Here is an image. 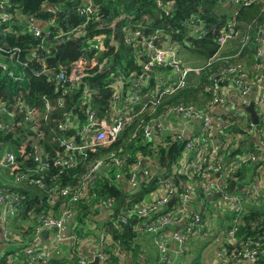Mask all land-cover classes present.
Instances as JSON below:
<instances>
[{
	"label": "built area",
	"instance_id": "built-area-1",
	"mask_svg": "<svg viewBox=\"0 0 264 264\" xmlns=\"http://www.w3.org/2000/svg\"><path fill=\"white\" fill-rule=\"evenodd\" d=\"M253 1L255 0H222L226 4L235 5H249ZM155 2L166 9L173 3L172 0H155ZM44 6L48 12L52 13V16L38 18L25 13L18 15L16 7L11 2L0 0V25L6 24L3 27L4 33L15 34L16 31L10 21L19 18L20 23L28 30L27 33L41 38L36 46L28 45L24 49L9 47L6 41L0 45V56L4 60L0 62V69L13 80H20L24 76V72L19 71V67L27 66L25 59L37 60L40 66L38 74H43L46 81L54 83L60 88L62 94L72 89H81L82 101L92 103L90 93L93 91L82 81V78L97 71L102 72L108 65L121 44L116 39V34L132 48L135 57L133 68H119L115 72L108 73L111 81L107 88L111 91V95L107 103L108 108L104 113L107 118H101L94 104L89 105L81 117L76 113L63 112L66 119L57 122L58 134L50 141L49 146L44 141V131L39 119L41 116L46 119L52 112L54 115L56 108L63 107L65 102L63 97L57 98L56 105H53L49 98L43 97L44 104L41 110L20 99L8 103L0 101V113L4 114L0 118L1 130L9 133L14 131L20 123L27 125L26 128H22L24 129L22 134H16L14 137L17 145L16 152L0 148V165L14 175L16 183L25 181L29 184H38L44 192L48 193V202L55 203L62 199L58 215L47 212L37 214L38 228L56 230L54 248L59 241L63 240L70 245L78 242L79 237L76 233L65 237L62 229L75 217L77 212L75 203L90 196V191L100 172L113 170L117 173V178L123 181L122 188H125L129 195L136 193L142 185H154V187L148 192L151 196L150 201H135L131 207L111 215L112 226L122 230L131 218H136L138 223L135 228L158 235L159 248L163 259L167 262H169L166 255L169 251L168 243H178V251H183L188 239V231L201 225V216L190 207L191 187L184 185L183 191L177 193L176 184L171 181L170 175L176 165L169 168L167 164L165 166L158 161L160 156L167 157L168 149L173 141L182 144L186 159L182 165V171L191 172L193 167L206 170L202 184L204 190L219 191L220 198L230 202V207L236 213L239 214L242 211L243 196L256 201L264 199V185L262 186L255 179L256 176L255 178L253 176L250 182H243L240 194L227 192L230 178L235 181L238 178L236 173L241 167L259 162L260 157L255 150L242 152L236 155L234 160L226 163L222 155L212 154L207 149L209 144L214 149L215 143L219 141V135L228 128L238 127L241 118L247 122L240 134L241 139L254 134L261 137L262 140L259 144L257 143V146L264 153V87H261L264 83V24L252 39L250 35H239L235 14L224 23L219 22L211 26L194 18H188L182 22L189 35L203 36L207 32H212L217 37L218 47H224L236 36H239V49H242L249 40H252L255 45L254 68L258 75L251 76L244 67L235 64L222 67L220 71H216L209 77L206 89L211 91L212 98L204 109L199 110L183 102H165L168 96L175 97L179 91L191 87V71L198 73L199 70L185 63L181 43L171 40L168 31L145 24L135 28L122 25L118 29L116 24L122 19V16H118L108 25L111 33L88 34L85 26L93 16L95 6L92 0H84L74 10L86 17L85 23L72 29L52 32L50 29L55 28L57 16L62 8L58 4ZM102 27L99 25L96 29ZM78 37L85 40L84 49L93 52L90 58L80 56L72 60L69 67L61 63L55 66L49 65L47 59L53 55V46L57 47L61 40ZM50 39L52 41L48 42ZM109 45L114 47L112 52H109ZM23 53L24 59L21 56ZM253 84L260 85L262 88L260 95L251 96ZM222 87H229L227 97H234L236 100L227 114L214 115L216 108L222 107L226 101L221 95ZM249 105L253 106L257 123L249 118L247 111ZM160 107L161 110L156 117ZM232 109L235 110L232 112ZM18 116L21 119L15 122ZM171 116L184 121H191V118L198 119L201 122L202 141L198 142L195 138H191L186 134L184 127L177 126L172 121L165 123V120ZM29 125H31L30 128ZM125 130L129 136L120 142V137ZM165 130L172 133V139L163 135ZM131 142L137 148L135 152L128 147ZM225 144L228 148L231 146L229 141ZM108 147L110 149L103 157L96 158L89 155V152ZM166 168L170 169L166 172L168 176L162 177ZM72 170H78L76 184L74 187L70 186V183L62 185L56 176L69 175ZM176 197H179V201L175 200V204L168 208L170 200ZM22 198L23 196L17 199ZM10 200L0 194V203L5 201L10 203ZM112 204L113 198H107L98 199L94 206L109 207ZM10 207L9 212L15 214L16 207L11 204ZM183 221L187 231L170 229L174 224ZM257 224L258 221H255L253 226ZM237 232L238 225L234 222L223 231L221 238L216 239L220 244L216 249L217 261L214 264H264V247L260 242L250 238H238ZM98 240L99 251L96 257L106 261L107 254L103 249L110 242L106 235V226L100 230ZM117 250L116 243L113 251ZM24 252L26 260L37 259L32 247L27 246ZM78 254V264H88L83 252L79 251ZM116 264H123V260L119 259Z\"/></svg>",
	"mask_w": 264,
	"mask_h": 264
},
{
	"label": "crops",
	"instance_id": "crops-1",
	"mask_svg": "<svg viewBox=\"0 0 264 264\" xmlns=\"http://www.w3.org/2000/svg\"><path fill=\"white\" fill-rule=\"evenodd\" d=\"M7 1L11 2L10 0ZM13 5L16 7V12L18 15L24 14L20 11L17 3L16 5ZM238 9L239 7L237 5L233 6L231 3L226 4L225 2H218V6L215 8V11L220 15L224 10H226L228 18L227 20L232 18V16L235 14L237 29L243 31V29L247 26L246 22L252 19V16L255 13H251L250 17L246 20H239L237 18ZM10 22L13 24V29H15L16 33L28 32V30L20 23L19 18L12 19ZM253 26L254 25L252 24L250 31L255 30ZM168 33L170 34L171 40H176L177 42L181 43V50L183 49L182 57H189V60L191 61V67L198 68L199 70L198 73L191 71V87L179 91L175 97L168 96L165 102H183L186 104H191V106L196 109H204L206 104L212 98L211 91L206 89L209 79L207 81L204 79V73H206L204 70L210 66H215L216 72L220 71L224 66L235 64L244 67L249 75L257 76L255 75L257 74V71L254 68L255 60L253 53H251V57L249 58H247V55L242 56L241 60L238 61L239 63L231 62L229 64H225V61L231 59L234 53L236 54L239 41L238 36L228 41L224 47H218L217 45V48L213 54L215 56L212 57V55L208 58L205 54L199 53L201 47L197 48V46H193V44H191V40L190 42L188 40H179L175 37V35L173 36L171 32L168 31ZM187 33L189 34L188 30ZM254 34L255 33L253 32L252 35ZM250 44L252 45V42ZM1 59L2 57L0 56V62H3L4 60ZM205 76H207V74ZM261 87H264V83H262ZM261 87L260 85L258 86L253 84L251 96L254 97L260 95L262 92ZM194 88H198V90ZM191 94L194 96H191ZM221 95H223L226 99L225 104L222 107H219V109L216 108L213 113L214 115L222 116L227 114V112L232 107L233 102L236 100L234 97H230L232 100L227 97L229 95V87H222ZM160 110L161 107L157 110L156 117H158ZM234 110L235 109H232L231 111L233 112ZM105 112L106 110L101 113V118H107V116L104 115ZM248 113L250 120L254 123H257V120L254 121L249 111ZM236 118L239 117L236 116ZM169 121L174 122V124L177 126L184 127L186 134L191 136V138H195V140L198 142L202 141L201 122L198 119L191 118V121H184L180 118L171 116L165 120V123H168ZM239 121L240 125L238 127L234 126L228 128L223 134L219 135V141L215 143L214 149L216 150L212 149L213 147L210 144L207 145V149L210 153L222 155V158L226 163L234 160L235 156L242 152L253 150H255L260 157L258 163H249L238 170L237 173L239 174L236 175L238 178L234 181V186L232 188H230V184L233 179L230 178L227 187V192L229 194H240L243 187V182H250L253 180V176L254 178L256 176L255 179L262 186L264 185V153L258 149L257 146V143L259 144L262 138L257 137V135L254 134L241 139L240 134L242 133L243 128L246 127L247 122L241 118ZM163 135L167 136L169 139H172V133L168 130H165ZM228 141L231 145L229 148L225 144V142ZM172 143L178 144V142L174 141ZM0 148L16 152L17 145L14 141H8L0 144ZM109 149L99 157H95L100 158L105 156ZM234 151L236 152L235 154H233ZM171 155L172 156L170 157H165L168 161L162 165L166 166L167 164L169 168H171L174 164L176 165L170 176L171 181L175 182L176 184L177 193L183 191L184 185L186 187H191L190 207L193 211L200 214L201 225L192 231H188V239L185 242L183 251H178V243H168L169 251L166 252V255L169 258V262L163 259V254L158 244V235L155 233L146 232L141 228H135L138 223L136 218H131L128 224L123 226V229L126 226L131 227L132 247H128L127 245L123 244L120 237L116 236L117 234H120L123 229H115L110 222L112 218L111 215H114L125 208L131 207L135 201H150L151 196L148 194V192L154 187V185H142L139 189H137L136 193L129 195L128 191L125 188H122V186L124 187L123 181L117 178L118 176L115 171L102 170L99 174V177L93 184L92 190L90 191V196L75 203L77 208L76 215L62 229V234L65 237H69L72 233H76L79 237L78 242L74 245H70L66 240H63L59 241L57 243V247L54 248V244L56 243V230L50 228H38L39 222L37 214L41 212H47L48 214L58 215L60 213L59 210L62 199L56 201L55 203L48 202L46 208L41 211H36V206L34 204L31 206V208L26 210L25 207L21 205V201L24 197H32L31 195H33L34 192L31 189L35 187L34 184L36 183L29 184L25 181L16 183L14 180V175L1 165L0 182L2 186L5 187L0 189V194H3L7 199L11 200L10 203L9 201L0 203V260L3 259L4 264H78V252L81 251L85 255L88 264H116L119 259L123 260V264H214L217 261L216 249L220 244L216 241V239L222 237L223 231H225L228 226H231L234 222L238 224L243 214L247 212L249 208H259L264 206V199L256 201L248 196H243L241 203L242 211L238 214L232 209V207H230V202L220 198V194L218 196L215 195V193L219 191L206 192L204 190L202 184L203 179L206 176V170L202 168L196 169L193 167L191 168V172L182 171V165L186 161L182 145L178 151L171 152ZM169 159L172 160L169 161ZM169 171L170 169L166 168L165 174H163L162 177L168 176L166 172ZM101 179H110L124 192L126 200L122 205L119 206L118 211L113 210V207L117 206V200L113 196L107 197L113 198V204L109 207L103 205L102 207L94 206L98 199H104L98 197L96 200H94V188L97 181L99 182ZM36 185L38 186V184ZM10 187L13 188L9 189ZM22 190L26 191L27 193H22ZM21 196H23L22 199H17ZM173 199L174 201L172 203L169 202L168 208L175 204V200L176 202L179 201V197ZM82 203L88 205L87 212L85 214L82 213ZM10 204L16 207L17 210L15 214H11L9 212L11 208ZM215 218L216 221L212 223L213 219L215 220ZM103 226H106V235L110 240V242L106 244L105 249H103L107 254L106 261L96 257V253L99 251L98 234ZM67 228H69V231L66 230ZM170 229L182 230L184 232L187 231L185 221L174 224ZM44 231H46V233L42 234ZM116 243L118 250L113 251V246ZM27 246L34 249L37 259L33 261L25 259L26 254L24 249Z\"/></svg>",
	"mask_w": 264,
	"mask_h": 264
},
{
	"label": "trees",
	"instance_id": "trees-1",
	"mask_svg": "<svg viewBox=\"0 0 264 264\" xmlns=\"http://www.w3.org/2000/svg\"><path fill=\"white\" fill-rule=\"evenodd\" d=\"M10 1L15 5L17 3L22 13L35 15L38 18L52 16V13L48 12L45 9L44 5H60L62 10L57 16L55 28L50 29L52 32H55V30L72 29L77 25L84 24L86 20L85 16L76 13V11L74 10L78 4L83 2V0ZM172 1L173 3L171 7L166 9L163 6H159L155 2V0H92L95 6V12L85 27L88 31V34L97 32H104L109 34L111 33V29L108 28V25H110V23L118 16H122V19L119 20L116 24L118 29L120 28V26L125 24L133 28L137 27L140 24H145L151 27H159L171 32L173 36L175 35V37L179 40H188L189 42L191 40V44H193V46H197V48L201 47L199 53L205 54L208 58L212 56L217 48L216 35H214L212 32H207L203 36H195L192 34L189 35L186 29H184L182 22L184 20H187L188 18H194L200 20L207 26H211L218 22L224 23L228 19L226 10H224L220 15L215 11V8L218 6V2H222V0ZM233 6H235V4H233ZM237 6L239 7L237 13V18L239 20H246L250 17L251 13H255L252 16V19L246 22L247 26L243 29V31L238 30L236 25V29L239 31V35H250L251 38L254 39L258 29L264 24V0H255L249 5ZM252 24L254 25L253 28H255L254 31H250ZM5 25L6 24L0 25V45L4 44L6 41L9 47H21L24 49L28 45L36 46L37 43H39L41 40L40 36L35 37L27 32H17L15 34L4 33L3 27H5ZM99 25H102L103 27L101 29H96V27H98ZM253 32L255 33L254 35H252ZM116 39H118L121 44L117 47L114 55L112 56L111 60L109 61L108 65H106L104 70L102 72L97 71L92 75H88L82 78V81H84L92 89L91 91H93L92 93H90L92 103L82 101L81 89H72L68 93L62 94L60 88L56 87L54 83L46 81V78L43 74H38L40 66L37 60L27 61L26 59L25 61L27 62V66L22 65L21 67H19V71L22 70L24 72V76L20 80H13L6 73H3L0 69V101L8 103L16 102L18 101V99H20L24 103L41 110L44 104L43 97L49 98L53 105H56L57 98H59L60 96L63 97L65 100L63 107L56 108V112H54V115L52 112V114H50V116L46 119L43 116H41L39 119L40 126L44 131V141L46 142V144H48L49 141L55 138L58 134V131L56 129L57 122L66 119V116L63 115V112H65V114L76 113L79 117H81L84 115L83 112L88 109L89 105L91 104H94L96 109H98V113L100 115L108 108L107 103L111 95V91H109V88H107L111 81V78H108V73L111 71L115 72L119 68H133L135 65V57L132 48L130 46H127L122 41V37L118 36L117 34ZM51 41L52 39H50L48 42ZM61 41L62 42H60V44H63V48L61 49L59 54H56L57 47H52L53 55H51L47 59L49 65L55 66L58 63H61L69 67V63L72 60H75L80 56L90 58L93 54L92 51L90 52L84 49L86 42L80 37ZM251 42L252 45L250 44ZM113 50L114 47L109 45V52H112ZM251 53H253V55L255 53V45L252 40H249L242 49H239L238 41L236 54L231 53L233 54V57L225 61V64H229L231 62L239 63L238 61L241 60L242 56L247 55V58H249L251 57ZM21 56L22 59L25 58L24 53ZM215 69V66H210L204 70L206 72L204 73V79L206 81L209 79L208 77L215 73ZM206 74L207 76H205ZM194 89L198 90V88ZM191 96L194 95L191 94ZM3 115V113H0V118L3 117ZM55 117L57 118V120L54 121L53 118ZM18 119L21 118L18 116L15 122ZM26 126V124L20 123L14 131H11L9 133H6L4 130L0 129V144L8 141L16 142L14 139L15 135L22 134L24 132V129L22 128H26ZM30 127L31 125H29V128ZM128 136L129 133L127 132V130H125L122 133L119 141L121 142L122 139H126ZM181 145V143H171L168 149L167 157L172 156L171 152L178 151ZM128 147L134 152L137 150L135 144L132 142L128 144ZM108 149L109 147L99 148L95 152H89V155L90 157H99ZM235 153L236 152L234 151L233 154ZM165 157L166 156H160L158 161L161 164L166 163L168 160ZM171 160L172 159H169V161ZM238 174L239 173H237L236 175ZM78 175V170H72V173L69 175L62 174L56 177L62 185L70 183V186L74 187ZM34 185L35 187L31 189L34 194H29L32 196L29 198L24 197L21 201V205L24 206L26 210H28L34 204L36 206V211H41L48 205V193L44 192L36 184ZM3 187L5 186H2L0 182V189ZM12 188L13 187H10L9 189ZM21 192L27 193L23 190ZM94 196V200H96L98 197L104 199L112 196L115 197L117 200V206L113 207L114 211H118L119 206L122 205L126 200L124 192L110 179H101L99 182L97 181L94 188ZM81 206L82 213L85 214L87 212L88 205L82 203ZM263 219L264 206H261L259 208H249L247 212L243 214L240 222L237 224L238 238H250L254 241L258 240L264 247ZM255 221H258V224L256 226H253ZM131 235V227L126 226L122 230V232H120V234H117L116 236L120 237L123 244L127 245L128 247H132ZM0 264H4L3 259L0 260Z\"/></svg>",
	"mask_w": 264,
	"mask_h": 264
},
{
	"label": "water",
	"instance_id": "water-1",
	"mask_svg": "<svg viewBox=\"0 0 264 264\" xmlns=\"http://www.w3.org/2000/svg\"><path fill=\"white\" fill-rule=\"evenodd\" d=\"M62 48H63V44H62V43L59 44V45H57V53H56V54H59ZM247 110L251 113V116H252V118L254 119V121H256V120H257V116L255 115V112H254L253 106H252V105H249V106L247 107ZM42 160L44 161L45 158L43 157ZM233 186H234V180L231 181L230 188H232ZM219 194H220V192L215 193V195H217V196H218ZM173 201H174V199H172V200L170 201V203H172ZM66 230L69 231V228H67ZM43 233L45 234L46 231L42 232V234H43Z\"/></svg>",
	"mask_w": 264,
	"mask_h": 264
},
{
	"label": "rangeland",
	"instance_id": "rangeland-1",
	"mask_svg": "<svg viewBox=\"0 0 264 264\" xmlns=\"http://www.w3.org/2000/svg\"><path fill=\"white\" fill-rule=\"evenodd\" d=\"M190 59H191V57H190ZM2 60V59H1ZM183 60L185 61V63L187 64V65H191V61L189 60V57L188 58H183ZM216 221V218H215V220L213 219V221H212V223L213 222H215ZM212 226V225H211Z\"/></svg>",
	"mask_w": 264,
	"mask_h": 264
}]
</instances>
